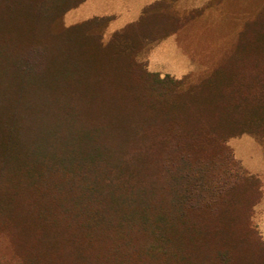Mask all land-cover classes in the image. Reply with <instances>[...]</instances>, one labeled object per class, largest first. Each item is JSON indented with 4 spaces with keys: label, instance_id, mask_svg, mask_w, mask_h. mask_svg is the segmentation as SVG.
I'll list each match as a JSON object with an SVG mask.
<instances>
[{
    "label": "trees",
    "instance_id": "1",
    "mask_svg": "<svg viewBox=\"0 0 264 264\" xmlns=\"http://www.w3.org/2000/svg\"><path fill=\"white\" fill-rule=\"evenodd\" d=\"M84 1L0 0V264H264L226 145L264 138V13L174 78L136 59L182 23L143 28L163 1L106 43V18L51 31Z\"/></svg>",
    "mask_w": 264,
    "mask_h": 264
},
{
    "label": "rangeland",
    "instance_id": "2",
    "mask_svg": "<svg viewBox=\"0 0 264 264\" xmlns=\"http://www.w3.org/2000/svg\"><path fill=\"white\" fill-rule=\"evenodd\" d=\"M161 1L164 3L150 12L154 15L150 16L147 25L143 24V28L152 31L169 29L175 26V18L182 23L165 37L141 41L143 47L137 52L136 59L145 65L147 71L174 78L187 75L196 78L210 72L231 53L245 23L264 13V0ZM80 5L65 12L50 27L51 31L91 19L82 20L89 15L90 8L88 5L81 8ZM106 19L103 27L96 30L102 34L104 43L113 32L130 24H122L126 20L122 17ZM226 145L241 171L259 181L260 196L252 207L250 222L264 241V138L244 133L227 139ZM1 247L0 242V258Z\"/></svg>",
    "mask_w": 264,
    "mask_h": 264
},
{
    "label": "crops",
    "instance_id": "3",
    "mask_svg": "<svg viewBox=\"0 0 264 264\" xmlns=\"http://www.w3.org/2000/svg\"><path fill=\"white\" fill-rule=\"evenodd\" d=\"M160 0H86L80 6L90 8L86 18H126L122 24L135 21L142 10L148 5Z\"/></svg>",
    "mask_w": 264,
    "mask_h": 264
}]
</instances>
